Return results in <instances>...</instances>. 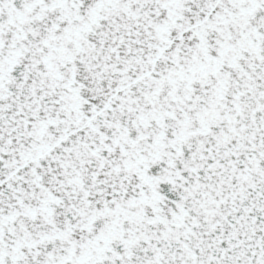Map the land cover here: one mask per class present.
<instances>
[{
    "label": "snow or ice",
    "instance_id": "1",
    "mask_svg": "<svg viewBox=\"0 0 264 264\" xmlns=\"http://www.w3.org/2000/svg\"><path fill=\"white\" fill-rule=\"evenodd\" d=\"M0 264H264V0H0Z\"/></svg>",
    "mask_w": 264,
    "mask_h": 264
}]
</instances>
